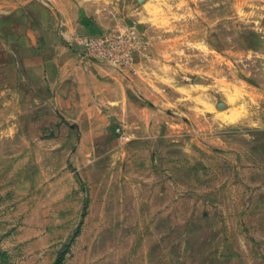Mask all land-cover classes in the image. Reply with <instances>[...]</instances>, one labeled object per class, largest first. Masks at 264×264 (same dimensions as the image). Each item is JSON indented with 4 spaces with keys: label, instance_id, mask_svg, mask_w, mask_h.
I'll list each match as a JSON object with an SVG mask.
<instances>
[{
    "label": "rangeland",
    "instance_id": "rangeland-1",
    "mask_svg": "<svg viewBox=\"0 0 264 264\" xmlns=\"http://www.w3.org/2000/svg\"><path fill=\"white\" fill-rule=\"evenodd\" d=\"M1 2L0 264H264V0Z\"/></svg>",
    "mask_w": 264,
    "mask_h": 264
},
{
    "label": "built area",
    "instance_id": "built-area-1",
    "mask_svg": "<svg viewBox=\"0 0 264 264\" xmlns=\"http://www.w3.org/2000/svg\"><path fill=\"white\" fill-rule=\"evenodd\" d=\"M133 39L113 28L97 33L85 32L77 36L75 42L83 58L111 64L121 70H130L141 47L137 46V42H132ZM116 133H120V138L125 139L120 129Z\"/></svg>",
    "mask_w": 264,
    "mask_h": 264
},
{
    "label": "crops",
    "instance_id": "crops-1",
    "mask_svg": "<svg viewBox=\"0 0 264 264\" xmlns=\"http://www.w3.org/2000/svg\"><path fill=\"white\" fill-rule=\"evenodd\" d=\"M1 6H2V2L0 0V13L1 12H4L3 6L2 7ZM97 28H100V27H98L97 25H91L90 24L87 27L85 26L83 28H80V29L74 31L73 33L70 32L72 34L71 35V38L73 40H76L77 36H79V35H81V34H83L85 32H90V31L97 30ZM63 31L64 30L61 29L60 32H59V34H57V35L63 34L64 33ZM46 32H47V33H45L46 36H44V38L42 37V41L39 42V40L37 38V32L36 31H34L31 28H29L28 30H24V38H25V41L22 42V45L29 46L30 49L32 51H35L37 54H39V51L38 50H40V49H41V51H45L46 50L45 49V46H49L48 38H47L48 31H46ZM67 32H69V31H67ZM40 46H41V48H40ZM54 49H55L54 51L52 50L53 53L55 51L57 52L56 59H55L56 60V63L55 64H58L60 66V65H62L65 62H67L70 59L69 53L67 52V50L65 49V47H62V46L61 47L60 46L56 47L55 46ZM41 53L42 54H41V57L40 58L35 57L34 59H32V64H31L32 67L51 66V65L54 64V62H51V59L49 57V54L47 56L49 58L46 57L45 59H43L44 53L43 52H41ZM80 58L83 61V57H80ZM33 60L35 61L34 63H33ZM77 62H79L78 59H77ZM97 82L99 83V79H97Z\"/></svg>",
    "mask_w": 264,
    "mask_h": 264
}]
</instances>
